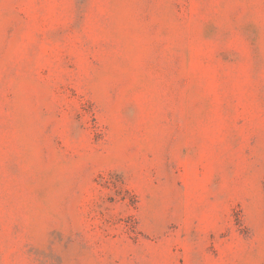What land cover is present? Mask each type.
<instances>
[{
	"label": "rangeland",
	"instance_id": "rangeland-1",
	"mask_svg": "<svg viewBox=\"0 0 264 264\" xmlns=\"http://www.w3.org/2000/svg\"><path fill=\"white\" fill-rule=\"evenodd\" d=\"M0 264H264V0H0Z\"/></svg>",
	"mask_w": 264,
	"mask_h": 264
}]
</instances>
